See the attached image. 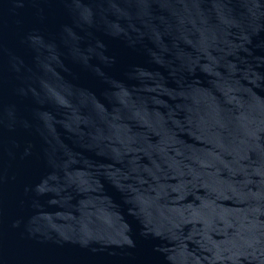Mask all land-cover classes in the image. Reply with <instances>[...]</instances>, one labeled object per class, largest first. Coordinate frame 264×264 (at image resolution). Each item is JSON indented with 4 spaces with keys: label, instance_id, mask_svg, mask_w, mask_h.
I'll return each mask as SVG.
<instances>
[{
    "label": "water",
    "instance_id": "1",
    "mask_svg": "<svg viewBox=\"0 0 264 264\" xmlns=\"http://www.w3.org/2000/svg\"><path fill=\"white\" fill-rule=\"evenodd\" d=\"M0 264H264V0H0Z\"/></svg>",
    "mask_w": 264,
    "mask_h": 264
}]
</instances>
